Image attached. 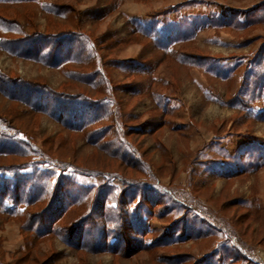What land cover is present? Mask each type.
I'll list each match as a JSON object with an SVG mask.
<instances>
[{
  "label": "rangeland",
  "instance_id": "1",
  "mask_svg": "<svg viewBox=\"0 0 264 264\" xmlns=\"http://www.w3.org/2000/svg\"><path fill=\"white\" fill-rule=\"evenodd\" d=\"M0 18V39L61 37L68 57L0 50V75L69 97L39 114L0 94L20 148L0 156V264H264V0H36ZM134 21L182 35L164 52Z\"/></svg>",
  "mask_w": 264,
  "mask_h": 264
},
{
  "label": "trees",
  "instance_id": "2",
  "mask_svg": "<svg viewBox=\"0 0 264 264\" xmlns=\"http://www.w3.org/2000/svg\"><path fill=\"white\" fill-rule=\"evenodd\" d=\"M35 2H36V0H0V5L6 6V5H13V4L16 5V4L35 3ZM49 8H50V10L49 9H42V10L45 11L46 13L54 15L58 18H63L59 9H57L55 7H51L50 5H49ZM220 21L222 23H224V25L228 24L226 19L222 18ZM133 23H134V25H133L134 31L137 34L143 35L146 38L150 39L151 43L154 46H157L160 50H162L164 52L172 44L178 42V38H180V35H182V32H178V33L174 34V33H172V30H170L166 27L164 29H161L162 32L160 30L155 31L156 25L149 23V22L144 24V25H146V26H144L145 28H142V25H143L142 23H139L136 21H134ZM137 23H138V27H137ZM193 25H194V23H193ZM172 27H174L175 29L180 28L178 25H175V24ZM3 29L4 28L0 26V31H2ZM177 30H180V29H177ZM9 32H10V30L7 33H9ZM55 36H61V35L60 34L54 35V37ZM47 39L50 40L49 37L42 36V35H36V34H33L30 37H26V38L23 37V38L12 39V40L0 39V50L4 51L6 53H9L12 56H22L23 58L26 57L27 60L39 62V63L45 64L47 66L49 64H51L52 67H54V68L62 67L64 65V62L66 60H68V59H66L68 57L61 55V53H62L61 47L64 44V43H61V41L59 40V39H61V37H59V39L51 41L53 44V47H54L53 50H51V51H45L46 48L44 46V43H46L45 41ZM86 41H88V40H86ZM7 46L9 48H7ZM82 51L84 52L83 49H80V50H78V53H81ZM67 56H69V55H67ZM50 57H52L54 59L57 57H59V58H57L58 60L54 64V62L51 63V60L49 59ZM69 57H71V56H69ZM75 63L80 65L83 62L81 60H79V62L75 60ZM116 64H118V62H116ZM134 64L136 67H140V65H141L138 62H134ZM6 80L9 81V83L13 87H12V89L11 88L10 89H8V88L3 89L0 87V94L5 99H7L9 101L19 103V104L26 106L28 109H31L32 112H34V113L45 114L50 109H53L54 112H56L62 107L60 105H63L61 100L62 99L67 100L69 98L63 94L53 93L46 86H42V85L39 86V85L34 84V85H31L32 89L28 88L29 90L28 89L26 90V88L24 87L25 85L23 87H21L15 83L16 81L9 80L1 74L0 75V82L6 81ZM45 98L48 100H45ZM74 99H76V98H74ZM52 101H53V103H52ZM54 102L56 105L54 104ZM82 103H84L83 100H82ZM58 119H60V118H58ZM4 124H7V122L5 120H2V118L0 117V125H4ZM0 134L4 135V141L0 140V156H14L16 152H19L18 149H20V148L17 145V143L11 142L12 139H10L7 135H5L4 130L1 128H0ZM252 148L254 149L255 147L250 146L249 149L247 148L248 149L247 151H250ZM221 164L222 165L218 170L221 172L220 175H223L222 173H226V172L225 171L223 172L224 163H221ZM242 173L243 172H240V174H242ZM240 174H238V175H240ZM129 225L130 224L128 223V227H130ZM124 230H127L126 226H125V228L123 227V231Z\"/></svg>",
  "mask_w": 264,
  "mask_h": 264
}]
</instances>
